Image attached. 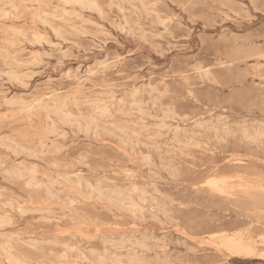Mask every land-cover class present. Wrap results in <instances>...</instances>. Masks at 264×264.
<instances>
[{"label": "rangeland", "instance_id": "rangeland-1", "mask_svg": "<svg viewBox=\"0 0 264 264\" xmlns=\"http://www.w3.org/2000/svg\"><path fill=\"white\" fill-rule=\"evenodd\" d=\"M241 183L264 186V0H0V264H264Z\"/></svg>", "mask_w": 264, "mask_h": 264}, {"label": "bare ground", "instance_id": "bare-ground-1", "mask_svg": "<svg viewBox=\"0 0 264 264\" xmlns=\"http://www.w3.org/2000/svg\"><path fill=\"white\" fill-rule=\"evenodd\" d=\"M80 1H82V2H86V0H80ZM92 3V2H91ZM6 6V5H5ZM13 8H15V7H13ZM18 8V7H17ZM8 10V9H7ZM17 10V9H16ZM2 11V10H1ZM10 12V11H9ZM12 12V11H11ZM46 13V12H45ZM33 14V13H32ZM13 15V14H12ZM21 15H22V13H21ZM98 15V14H97ZM9 16V15H8ZM5 17V16H4ZM32 30V29H31ZM126 30V29H125ZM19 32V31H18ZM127 33H128V31H127ZM16 34V33H15ZM22 35V34H21ZM13 37V36H12ZM44 41V40H43ZM48 42V41H47ZM8 43V42H7ZM49 43V42H48ZM13 46H15V44L13 45ZM78 52V51H77ZM39 54H40V52H39ZM46 56V55H45ZM10 68V67H9ZM197 72V71H196ZM9 74V73H8ZM7 74V75H8ZM10 74H12V73H10ZM9 74V75H10ZM15 80V79H14ZM20 80V79H19ZM18 81V80H17ZM81 85V84H80ZM79 85V86H80ZM88 104V103H87ZM30 106V105H29ZM28 107V106H27ZM46 111H47V113L50 111V108H53V107H50L49 108V106L48 105H43L42 106ZM54 112H56V113H65L64 112V110H63V108L61 107V106H57V107H55L54 108ZM102 112V111H101ZM4 114V113H3ZM6 114V113H5ZM7 116V115H6ZM49 119V118H48ZM52 121V120H51ZM259 121V120H258ZM80 124V123H79ZM46 129H47V131L49 132V133H54V132H56L57 131V127H56V125H55V123H52V124H48L47 126H46ZM71 130V129H70ZM73 132V131H72ZM257 135L258 136H260L261 134H259V133H257ZM47 140H48V136L46 135V134H44L41 138H40V144L42 145V147H45L48 143H47ZM190 140H193V138H190ZM35 152L36 151H33V155H35ZM240 162H236L235 164H234V167H238V166H240V164H239ZM28 171V170H27ZM30 171V174H29V178H30V181H29V183L31 184H34V185H37V186H40V181H39V179H38V177H37V175H36V173L38 172V171H35L34 169H30L29 170ZM21 176H23V174H20ZM149 176V175H148ZM238 178L240 177V178H242V179H244V177L243 176H241V175H236ZM226 178V177H225ZM225 178L223 179V178H219V176H214V177H212V178H210L208 181H207V183L212 187V188H216V189H218V191H220V192H225V190H226V188L228 187V184H229V182L227 181V180H225ZM228 180H229V178H228ZM87 181V180H86ZM242 182V181H241ZM232 186V185H231ZM239 186L240 187H244L243 189H242V192H241V194H240V199L241 198H246V200L248 201V202H250V203H253V201H259V198H258V196L260 195V194H262V195H264V186H263V184H261V185H246V184H239ZM1 197V196H0ZM106 197V196H105ZM110 199V198H109ZM5 203H6V201H5ZM129 206L131 207V208H134L135 207V203H134V201L133 202H129ZM165 211V210H164ZM6 213V212H5ZM257 214V213H256ZM3 219V218H2ZM1 223V222H0ZM4 223V222H3ZM2 226V225H1ZM227 245H228V247H230L231 249H233V250H235V251H237V252H239V253H243V252H246V253H250V252H255L256 250H255V248H252L251 247V245H252V243H250V242H248V241H246L241 235H237V236H233V237H231V238H229L228 239V241H227ZM2 247V246H1ZM4 248V247H3ZM2 248V249H3ZM5 250V249H4ZM6 251V250H5ZM8 252V251H7ZM236 253V252H235ZM62 255V254H61ZM63 257V256H62ZM8 258V257H7ZM9 258L11 259L12 257H10L9 256ZM8 261V260H7ZM13 263H15V264H31V263H28L27 261H25V260H23V259H20V258H15V259H13ZM12 263V262H11Z\"/></svg>", "mask_w": 264, "mask_h": 264}]
</instances>
